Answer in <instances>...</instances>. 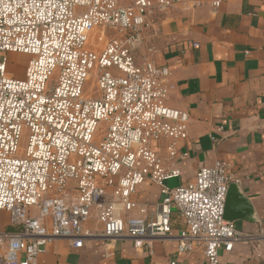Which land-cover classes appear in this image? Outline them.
<instances>
[{"label":"built area","instance_id":"built-area-1","mask_svg":"<svg viewBox=\"0 0 264 264\" xmlns=\"http://www.w3.org/2000/svg\"><path fill=\"white\" fill-rule=\"evenodd\" d=\"M184 2L0 0V210L17 227L0 231V264H38L56 238L82 247L98 236L85 228L94 216L105 240L128 237L150 249L155 238L173 239L178 255L200 249L207 264L247 242L264 258V225L249 234L225 218L236 181L230 163L217 159L169 184L190 155L181 143L191 117L167 104L170 68L154 48L138 50L151 18ZM221 5L211 0L214 13ZM95 28L107 38L101 50L88 47ZM9 53L30 56L25 79L8 70ZM147 179L162 195L151 215L132 200ZM134 209L141 215H125Z\"/></svg>","mask_w":264,"mask_h":264},{"label":"crops","instance_id":"crops-1","mask_svg":"<svg viewBox=\"0 0 264 264\" xmlns=\"http://www.w3.org/2000/svg\"><path fill=\"white\" fill-rule=\"evenodd\" d=\"M184 1L151 18L138 50L141 57L154 48L156 62L170 68L174 88L167 104L191 117L189 138L181 143L190 155L180 162L182 176L169 184L190 181L217 159L230 163L236 178L232 184L244 199L230 201V216L238 230L256 234L264 225V0H222L218 13L211 0L199 6ZM152 145L159 149L156 142ZM161 197L160 186L147 179L132 200L146 206L151 215ZM125 215L141 214L134 209ZM85 228L93 235L103 233L95 216ZM179 228L177 224V232ZM6 229L17 227L11 225L9 212L0 210V231ZM98 236L86 237L82 247L66 238L53 239L38 264H170L171 258L183 264H207L200 249L178 255L173 239L155 238L149 249L136 247L128 237ZM220 261L264 264L247 242L236 244L231 252L222 249Z\"/></svg>","mask_w":264,"mask_h":264},{"label":"rangeland","instance_id":"rangeland-1","mask_svg":"<svg viewBox=\"0 0 264 264\" xmlns=\"http://www.w3.org/2000/svg\"><path fill=\"white\" fill-rule=\"evenodd\" d=\"M98 30L99 28H95L91 32L88 41V47L95 50H101L102 48H104L107 41V38L105 37L101 39L99 38ZM8 58H9L8 70L12 73V76H15L17 79H25L30 56L24 53H9ZM92 81L93 80L90 79L87 82L85 87L86 90H88L91 87V84L93 83ZM6 218L8 217L7 216L3 217V219Z\"/></svg>","mask_w":264,"mask_h":264},{"label":"water","instance_id":"water-1","mask_svg":"<svg viewBox=\"0 0 264 264\" xmlns=\"http://www.w3.org/2000/svg\"><path fill=\"white\" fill-rule=\"evenodd\" d=\"M237 186L235 184H231L230 189H229V194L226 200V208H225V218L228 220H233V217L230 216V211H229V207H230V201H234L240 199V202H243L244 199L241 196V194L237 193Z\"/></svg>","mask_w":264,"mask_h":264}]
</instances>
